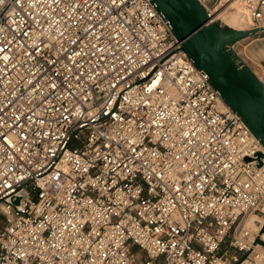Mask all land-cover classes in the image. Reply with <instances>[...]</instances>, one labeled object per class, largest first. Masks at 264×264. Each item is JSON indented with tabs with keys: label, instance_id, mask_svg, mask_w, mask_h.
Masks as SVG:
<instances>
[{
	"label": "built area",
	"instance_id": "built-area-1",
	"mask_svg": "<svg viewBox=\"0 0 264 264\" xmlns=\"http://www.w3.org/2000/svg\"><path fill=\"white\" fill-rule=\"evenodd\" d=\"M263 227L264 147L152 0H0V264H264Z\"/></svg>",
	"mask_w": 264,
	"mask_h": 264
},
{
	"label": "water",
	"instance_id": "water-1",
	"mask_svg": "<svg viewBox=\"0 0 264 264\" xmlns=\"http://www.w3.org/2000/svg\"><path fill=\"white\" fill-rule=\"evenodd\" d=\"M152 2L170 22L181 50L198 69L209 75L211 84L225 103L241 117L264 147V81L234 49L240 41L264 34V29L239 30L210 22L206 8L199 0ZM257 242L264 245L261 238Z\"/></svg>",
	"mask_w": 264,
	"mask_h": 264
},
{
	"label": "rangeland",
	"instance_id": "rangeland-1",
	"mask_svg": "<svg viewBox=\"0 0 264 264\" xmlns=\"http://www.w3.org/2000/svg\"><path fill=\"white\" fill-rule=\"evenodd\" d=\"M236 10L233 7L232 11ZM223 25H225L223 23ZM250 29V21L244 26ZM242 60L264 81V34L249 37L234 47Z\"/></svg>",
	"mask_w": 264,
	"mask_h": 264
},
{
	"label": "bare ground",
	"instance_id": "bare-ground-1",
	"mask_svg": "<svg viewBox=\"0 0 264 264\" xmlns=\"http://www.w3.org/2000/svg\"><path fill=\"white\" fill-rule=\"evenodd\" d=\"M233 7L236 8V10L232 11ZM212 19L213 22L218 21L239 30L247 29L244 28V26L249 22L246 14L241 10L239 6L234 3L230 5L227 4L225 7L217 9L213 13ZM258 220L259 218L256 215L251 216L247 221V226L253 230L258 229Z\"/></svg>",
	"mask_w": 264,
	"mask_h": 264
}]
</instances>
